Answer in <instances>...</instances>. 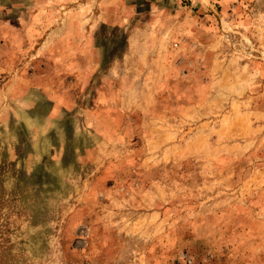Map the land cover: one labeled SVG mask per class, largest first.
<instances>
[{
  "label": "rangeland",
  "instance_id": "1",
  "mask_svg": "<svg viewBox=\"0 0 264 264\" xmlns=\"http://www.w3.org/2000/svg\"><path fill=\"white\" fill-rule=\"evenodd\" d=\"M264 264V0H0V264Z\"/></svg>",
  "mask_w": 264,
  "mask_h": 264
},
{
  "label": "built area",
  "instance_id": "2",
  "mask_svg": "<svg viewBox=\"0 0 264 264\" xmlns=\"http://www.w3.org/2000/svg\"><path fill=\"white\" fill-rule=\"evenodd\" d=\"M185 264H194L190 258H186Z\"/></svg>",
  "mask_w": 264,
  "mask_h": 264
}]
</instances>
